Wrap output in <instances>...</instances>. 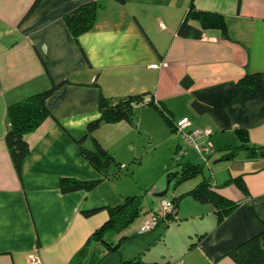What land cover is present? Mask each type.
I'll return each mask as SVG.
<instances>
[{"label": "crops", "instance_id": "0c3cea01", "mask_svg": "<svg viewBox=\"0 0 264 264\" xmlns=\"http://www.w3.org/2000/svg\"><path fill=\"white\" fill-rule=\"evenodd\" d=\"M91 1L97 4L94 26L76 40L64 17ZM191 4L221 14L228 38L216 29L200 38L179 36ZM246 73L259 74L263 95L238 83ZM64 81L46 101L51 115L24 135L29 151L18 174L5 142L7 107ZM143 92H148L143 101L133 104L135 123H101L92 133L122 166L141 131L149 140L161 133L173 149L180 144L146 103L150 97L173 122L186 117L189 129H211L206 139L212 154L220 150L215 160L240 143L237 130L246 132L250 145L264 146V0H0V264H28L30 253L42 264H122V258L239 264L230 252L264 228V150L257 155L240 150L216 162L209 179H202L238 203L224 220L217 222L211 202L187 194L200 182L194 177L174 184L169 198L184 195L169 222L137 232L160 206L161 198L146 196L132 225L114 235L106 232L112 245L125 236L118 251L90 236L107 220L106 207L130 194L131 184L103 179L90 190L61 191L62 178H100L75 141L99 117V94L117 102ZM90 142L88 137L84 145L91 148ZM182 148L188 161L197 158L194 152L199 155L187 144ZM236 177L244 189L226 183ZM91 209L97 210L84 214Z\"/></svg>", "mask_w": 264, "mask_h": 264}, {"label": "trees", "instance_id": "16d2710c", "mask_svg": "<svg viewBox=\"0 0 264 264\" xmlns=\"http://www.w3.org/2000/svg\"><path fill=\"white\" fill-rule=\"evenodd\" d=\"M40 0H36V3ZM122 2L123 0H116ZM35 5V4H34ZM97 4L94 1L86 2L65 15L64 21L71 35L77 40L78 36L90 31L95 23ZM219 30L222 36L228 38V29L225 18L216 12L202 11L195 8L192 4L186 11V14L180 22L177 34L181 37L200 38L204 31ZM82 54L84 51L80 47ZM64 82L52 83V85L38 93L29 95L19 101L10 104L7 107V120L8 129L5 134V142L16 169L20 174L22 163L26 157L29 147L24 140V135L35 130L42 121L51 115L46 101L51 97ZM240 84L252 85L260 94L263 95L260 77L258 73H246L238 80ZM96 84V83H94ZM148 92L140 94H132L123 97L117 102H111L107 97L101 93L98 96L97 108L99 117L89 121L86 125V132L84 136L76 139L80 155L85 158L90 165H92L100 174L103 173L104 177L93 180H79L74 178L60 179V189L62 192H70L77 189L90 190L94 188L100 181L105 179L109 174L116 176L119 169L126 168L117 162L113 154L108 151L101 143L92 136V133L99 128L101 123H117L126 121L134 123V109L133 104L143 101L144 96ZM152 106L158 115L166 122L170 131H174V122L169 113L161 106L157 105L153 98L146 102ZM196 106V104L194 103ZM197 109L201 110L199 106ZM240 143L236 146L227 148L224 156L232 158L240 150H247L250 155H257L264 150V146H255L248 143V138L244 130H237ZM91 139L92 147H86L84 141L87 138ZM182 148L181 144L176 145V148ZM183 149V148H182ZM177 162V159L175 157ZM178 160H181L178 159ZM179 169L178 173L173 177L175 184H179L185 180L196 177L202 172V164H194L188 160L177 163ZM111 169V173L109 170ZM233 182L240 189H244L245 185L240 177L227 180L226 183ZM197 201L206 203L211 202L214 206L217 222H221L225 217L229 216L238 206L227 197L223 196L210 185L207 180L200 181L192 189L187 191ZM184 195V194H182ZM174 197L171 201L174 203L176 209L177 201L182 196ZM142 196L140 195H126L122 203L107 206L108 218L107 220L90 236L95 241H99L108 245L110 251H118L119 244L125 238L120 236L118 241L112 245L111 242L105 238V233L113 231L120 233L127 228L141 213L142 210ZM97 209H91L84 212L85 215H91ZM174 216V215H173ZM172 216V217H173ZM89 242V239H88ZM230 256L239 264H264V228L257 234L250 237L245 242L239 244ZM122 264H159L157 262L147 263L140 259H124L121 260Z\"/></svg>", "mask_w": 264, "mask_h": 264}, {"label": "rangeland", "instance_id": "374dc122", "mask_svg": "<svg viewBox=\"0 0 264 264\" xmlns=\"http://www.w3.org/2000/svg\"><path fill=\"white\" fill-rule=\"evenodd\" d=\"M137 115L138 114L135 112L134 120H136ZM155 134H152L151 140H149L147 132L145 133L144 131H141L140 133L134 134L133 144L135 146V151H133L129 155H125L123 158L127 161H125L126 168L119 169V172L116 176H112L108 173L107 177L105 178L110 180L121 179L124 182L128 181L131 184L132 188L129 195L142 196V202L144 197L146 198V196H152L153 188L157 187L156 190L159 192L163 190L165 188L168 173L176 172L179 169L177 163L186 161L185 158H181V160L177 159L176 162L175 149L169 146V143L165 141L166 139L163 138V135L161 133L157 134L155 132ZM178 136H175V139L178 140L182 146H184V141L181 139V137ZM130 140V137L126 136L125 141ZM90 144L92 143L90 142ZM219 151H217L216 153H218ZM216 153L209 156V165H206L204 164L203 156H201L200 154L197 155V153L194 152V155L197 158L194 160H190L189 162L203 165L202 172L195 177L197 180L201 181L203 178L209 179L210 169H212L217 164L214 163V160L216 159ZM164 165H166L165 170H163ZM158 166L160 167L159 171L157 170ZM109 172H112L111 169L109 170ZM102 177H104L103 173L100 174V178ZM173 185L174 181L172 180L170 188L166 195H164V198L171 199L169 197H171ZM157 202L158 200H156L153 207L157 206ZM110 234L114 235L116 233L113 231H108L107 235Z\"/></svg>", "mask_w": 264, "mask_h": 264}, {"label": "built area", "instance_id": "2783aa9c", "mask_svg": "<svg viewBox=\"0 0 264 264\" xmlns=\"http://www.w3.org/2000/svg\"><path fill=\"white\" fill-rule=\"evenodd\" d=\"M203 37H205L203 35ZM156 66V65H155ZM190 120L186 117L180 118L174 122V131L185 142V144L193 147L201 156H203L204 164L208 165V158L213 153L207 139L211 134V129L192 128ZM176 159L183 156L181 147L175 149ZM174 203L166 198H161L160 206L157 211H150L138 226L137 232L143 234L153 230L160 222H169L175 214ZM28 264H42L38 255L30 253L28 255Z\"/></svg>", "mask_w": 264, "mask_h": 264}, {"label": "water", "instance_id": "95a60500", "mask_svg": "<svg viewBox=\"0 0 264 264\" xmlns=\"http://www.w3.org/2000/svg\"><path fill=\"white\" fill-rule=\"evenodd\" d=\"M230 157L226 156V157H222V158H219L217 160L214 161V163L216 162H219V161H223V160H228ZM178 171L174 172V173H168L167 175V180H166V184H165V188L158 192V193H153L152 194V197L153 198H164V195H166V193L168 192L169 188H170V185H171V181L173 180V177L175 175H177ZM175 184V183H174ZM175 185H173L174 187ZM173 189V188H172Z\"/></svg>", "mask_w": 264, "mask_h": 264}]
</instances>
